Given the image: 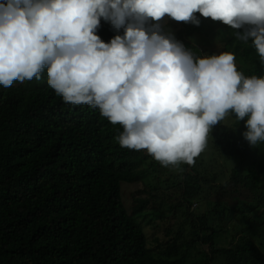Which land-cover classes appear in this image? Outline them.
<instances>
[{
	"label": "clouds",
	"instance_id": "1",
	"mask_svg": "<svg viewBox=\"0 0 264 264\" xmlns=\"http://www.w3.org/2000/svg\"><path fill=\"white\" fill-rule=\"evenodd\" d=\"M199 13V16L196 15ZM219 21L264 65V0H0V86L39 81L113 124L122 148L162 166L194 165L213 127L244 121L264 143V75L245 76L233 52L197 55L167 27ZM101 19L117 33L104 42Z\"/></svg>",
	"mask_w": 264,
	"mask_h": 264
},
{
	"label": "trees",
	"instance_id": "2",
	"mask_svg": "<svg viewBox=\"0 0 264 264\" xmlns=\"http://www.w3.org/2000/svg\"><path fill=\"white\" fill-rule=\"evenodd\" d=\"M210 20L201 17L199 27L177 22L174 35L203 54L188 38ZM96 34L108 42L117 33L101 19ZM234 53L238 71L264 75L251 41H237ZM229 118V125L222 121L213 127L214 148L237 160L231 186L264 202V143L250 147L242 135L244 121ZM122 130L98 109L65 103L48 86L46 70L39 81L0 86V264H212L216 256L225 264H264L263 251L247 237L231 248L214 249L212 215L193 222L199 239L178 244L177 234L150 247L136 221L145 217L149 201L137 199L129 214L120 183H137L159 164L152 160L144 169L150 155L120 147L115 137ZM185 166L190 173L183 176L182 196L189 203L201 188L194 166ZM255 206L223 207L219 216L226 211L246 217ZM192 242L210 251L192 254Z\"/></svg>",
	"mask_w": 264,
	"mask_h": 264
},
{
	"label": "rangeland",
	"instance_id": "3",
	"mask_svg": "<svg viewBox=\"0 0 264 264\" xmlns=\"http://www.w3.org/2000/svg\"><path fill=\"white\" fill-rule=\"evenodd\" d=\"M165 19L167 27L174 33L178 27L177 22L167 17ZM230 31L228 26L221 22L210 20L203 23L200 32L188 38V41L198 47L203 54L212 55L228 51L234 53L237 41L226 35ZM234 55L238 68L240 66L238 58L236 53ZM223 123L229 125L230 118L227 117ZM211 134L212 131L208 135L205 149L194 158L193 166L198 174L201 189L189 199V203H186L182 196L183 176L190 173L189 168L185 166L186 163L165 167L148 156L144 169L152 160L159 165H156L154 172L143 175L137 183H120L123 205L131 214L133 208L137 206V199L149 201L143 214L145 217L136 218V221L143 228L150 247H156L158 242L171 240L177 234L178 244L199 239L202 233L196 231L193 222L196 217L204 214L208 218L212 215L213 219L208 225L217 229V235L212 242L214 249L231 248L240 238L247 237L264 253V202L253 199L244 189L235 190L231 186L229 177L237 160L220 154L214 148L215 143ZM137 152L140 156L149 155L146 150ZM248 204L256 206L251 211L244 212L246 217L237 212L227 214L226 211L219 216L223 207L241 206L245 210ZM159 212L163 216H159ZM190 248L192 254L196 251H210L207 245H201L199 242H192ZM212 264H225L224 258L216 256Z\"/></svg>",
	"mask_w": 264,
	"mask_h": 264
}]
</instances>
